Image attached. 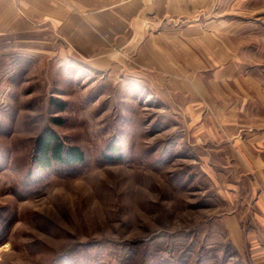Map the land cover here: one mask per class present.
I'll use <instances>...</instances> for the list:
<instances>
[{
	"label": "rangeland",
	"instance_id": "rangeland-1",
	"mask_svg": "<svg viewBox=\"0 0 264 264\" xmlns=\"http://www.w3.org/2000/svg\"><path fill=\"white\" fill-rule=\"evenodd\" d=\"M221 3V23L238 20L228 48L264 75V0ZM18 43L0 37V264H246L214 222L223 203L149 73L123 79L64 44ZM46 130L84 161L41 167Z\"/></svg>",
	"mask_w": 264,
	"mask_h": 264
},
{
	"label": "crops",
	"instance_id": "crops-1",
	"mask_svg": "<svg viewBox=\"0 0 264 264\" xmlns=\"http://www.w3.org/2000/svg\"><path fill=\"white\" fill-rule=\"evenodd\" d=\"M221 1L0 0V37L46 46L48 29L53 47L64 44L95 70L149 73L148 87L184 121L185 154L196 150L199 175L223 203L214 222L246 264H264V124L243 119L264 116V75L228 48L238 20L221 23Z\"/></svg>",
	"mask_w": 264,
	"mask_h": 264
},
{
	"label": "trees",
	"instance_id": "trees-1",
	"mask_svg": "<svg viewBox=\"0 0 264 264\" xmlns=\"http://www.w3.org/2000/svg\"><path fill=\"white\" fill-rule=\"evenodd\" d=\"M35 153L40 156L41 167L48 166L52 161L67 167L84 161V154L78 147H66L56 133L47 130L37 137Z\"/></svg>",
	"mask_w": 264,
	"mask_h": 264
}]
</instances>
